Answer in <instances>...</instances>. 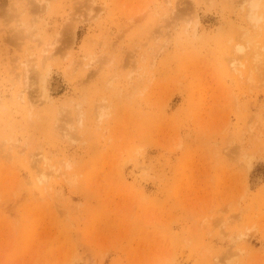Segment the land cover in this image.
<instances>
[{
	"label": "rangeland",
	"instance_id": "374dc122",
	"mask_svg": "<svg viewBox=\"0 0 264 264\" xmlns=\"http://www.w3.org/2000/svg\"><path fill=\"white\" fill-rule=\"evenodd\" d=\"M0 264H264V0H0Z\"/></svg>",
	"mask_w": 264,
	"mask_h": 264
},
{
	"label": "bare ground",
	"instance_id": "6f19581e",
	"mask_svg": "<svg viewBox=\"0 0 264 264\" xmlns=\"http://www.w3.org/2000/svg\"><path fill=\"white\" fill-rule=\"evenodd\" d=\"M172 2H174V1H172ZM50 48H48V47H46V48H43V49H40V52H39V54H38V56H37V61H38V64L39 65H41L40 63H43V60L46 58V57H48L49 56V50ZM24 65H26V64H23V66L22 67H24ZM27 66V65H26ZM24 73L22 74V75H26V72L28 71V69H27V67L25 68L24 67ZM21 75V76H22ZM24 79H26V77L24 78ZM19 95H20V97L21 98H24V99H26L27 100V96H25V92H24V90L22 89L21 91H20V93H19ZM35 100V99H34ZM79 109V108H78ZM78 112V111H77ZM75 114V113H74ZM79 114V113H78ZM76 116V115H75ZM77 117V116H76ZM80 119V118H79ZM56 172H57V170H55Z\"/></svg>",
	"mask_w": 264,
	"mask_h": 264
}]
</instances>
